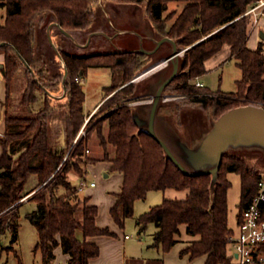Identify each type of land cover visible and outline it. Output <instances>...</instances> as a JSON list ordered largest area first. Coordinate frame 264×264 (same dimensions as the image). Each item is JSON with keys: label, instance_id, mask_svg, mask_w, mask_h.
Segmentation results:
<instances>
[{"label": "trees", "instance_id": "obj_1", "mask_svg": "<svg viewBox=\"0 0 264 264\" xmlns=\"http://www.w3.org/2000/svg\"><path fill=\"white\" fill-rule=\"evenodd\" d=\"M255 1L146 0V12L156 35L187 46L176 75L164 89L185 94L186 102L198 104L202 109L211 108L216 117L239 105L264 107L263 42L255 48L246 43L250 14L245 12ZM93 2L0 0L3 10L0 53L6 83L2 102L5 130L0 134V234L9 231L11 241L17 239L20 201L33 192L28 200L35 207L26 217L37 231L36 249L41 250L45 261L57 244L62 245L71 264H88L98 255V245L87 237L114 233L108 227L96 225L98 208L89 203V196L71 202V197L79 191L66 178L68 170L84 173L83 165L97 160L86 151L93 132L103 148L101 159L110 163L111 170L122 174L120 189L114 193L116 199L110 208V215L120 227L133 215L135 200L145 198L148 191L187 190L185 197L163 198L140 214L139 231L154 224L152 245L167 251L177 242L184 227L188 245L181 254H189L190 258L204 255V264H235L227 244L233 229L228 225L227 192L231 182L227 174L236 172L240 177L237 218L255 194L262 174L245 158L226 152L215 180L210 173L186 174L179 169L147 128L136 122L135 111L128 104L129 98L140 92V85L132 79L151 55L141 49L78 55L53 47L58 58L56 65L48 63L46 68L40 62L33 43L36 17L49 12L53 21L66 31L85 28L93 15ZM170 2L183 4L167 11ZM224 43L229 44L241 70L236 89L222 92L195 85L193 78L206 72L204 61ZM60 60L63 67L57 66ZM20 64L24 68L21 74L24 88L18 98H13L12 84L18 79ZM89 67L110 69L111 82L103 87L101 100L86 122L89 125L85 134L77 138L85 117L90 114L84 110L85 93L79 79ZM65 69L67 75L63 79ZM56 111L62 113V118L52 124L50 119ZM60 187L67 191L59 194Z\"/></svg>", "mask_w": 264, "mask_h": 264}, {"label": "rangeland", "instance_id": "obj_2", "mask_svg": "<svg viewBox=\"0 0 264 264\" xmlns=\"http://www.w3.org/2000/svg\"><path fill=\"white\" fill-rule=\"evenodd\" d=\"M145 1L136 3L118 0H94L91 6L93 15L89 24L85 28L67 30L68 34H64L54 24L51 13L43 12L35 19V38L33 41L35 49H37V53L41 58L40 62H43L46 68H48V63L56 65L58 58L54 56L53 46L56 47V50H65L78 55L117 50L155 49L157 41H153L152 37L157 32L146 12ZM182 4L183 2H170L168 3L167 11L180 7ZM0 13H3V10H0ZM261 18H264V16ZM248 19L250 27L255 22L251 14ZM155 38L158 40L159 36L156 35ZM176 48L180 50L175 57L177 58L179 69L180 61L187 46L176 44ZM172 50L173 44L163 43L159 45L150 54L151 57L143 69L136 74V76L141 75L135 81L136 84L140 85V92L131 96L128 104L135 111V114L144 118V122L141 123L143 127L147 126L151 100L156 91V86L172 71V60L164 61L172 53ZM43 64H39V66ZM58 65L63 67V61L60 60ZM208 66L210 67L208 71L199 76L205 87L210 90L220 91H231L236 88L235 79L239 77V67L235 64L234 58L227 60L223 64H217L216 66L208 64ZM23 69V65H18V74H16L18 79L12 84L13 98L14 96L18 98L23 91L24 84L21 75ZM79 79L83 84L85 93L84 110L88 111L101 99L103 87L110 84L111 72L107 67H89ZM185 100V94L177 93L171 89H163L157 110L158 113H156L154 119V129L157 135L168 144L173 153L178 158H182L184 164L192 169L189 162L182 157L180 142L190 147H195L218 116L216 117L213 114L211 108L202 109L198 104H191ZM61 116L62 113L56 111L50 121L52 124L59 123ZM90 116L88 114L85 117L83 124ZM88 125L89 123L84 126L82 130L84 133H80V137L85 134ZM81 128L82 126L79 131ZM87 146L90 148V152L87 154L97 158L96 163L90 162V166L87 165L85 173L70 169L67 171L66 178L76 188L78 181H81L83 175H86V184L91 179L97 184L96 187L92 188L93 190L100 189L103 190V193L115 196L114 193L120 187L118 190H116L117 188L112 189V187L117 184L116 176L118 173L109 169L106 160L101 159L103 148L93 132L88 139ZM225 152L245 158L250 166L264 175V147L260 143L229 144ZM68 153L67 151L65 157L68 156ZM94 168L96 172L93 171ZM109 172H111L109 176L105 177V173ZM227 177L231 182L227 192L228 224L234 228L240 201L241 183L240 177L236 172H229ZM105 182L107 183L106 185L104 184ZM86 190L87 188L84 191L76 192L71 197V202L74 203L76 200L88 196ZM66 191L64 187H60L57 190L59 194H63ZM186 192L187 190L174 188L148 191L145 198L135 200L133 215L125 221V233L133 235L135 238L140 236L141 238L149 237L147 239H150L149 230L153 227L152 224H148L147 229L143 233L140 232L136 223L138 216L151 206L159 204L163 198H182L185 197ZM102 203L103 199L100 196L98 202L100 208ZM34 207L35 203L31 200L19 204L17 216L18 234L15 241H11L9 231L0 234V264H17L18 261H21V264H42V252L39 248L36 249L38 241L37 231L26 217V213ZM183 228L181 227V232L184 231ZM153 234H151L152 239ZM61 248L63 250L62 245Z\"/></svg>", "mask_w": 264, "mask_h": 264}, {"label": "crops", "instance_id": "obj_3", "mask_svg": "<svg viewBox=\"0 0 264 264\" xmlns=\"http://www.w3.org/2000/svg\"><path fill=\"white\" fill-rule=\"evenodd\" d=\"M261 17H263V15H260L257 21L253 25H251L248 29V37L246 43L250 48H255L258 45V43L263 42V49H264V18ZM155 37L156 34L154 33L152 37L153 41H158L160 39L159 38L157 40ZM163 43L172 45L171 41L168 40L162 41L159 45ZM159 45L156 47V49L159 47ZM156 49L143 50V51L148 54H151ZM232 59L233 57L231 55L230 46L229 44L224 43L219 51H217L215 54H213L211 57L207 58L204 61V66L206 71H208V69L210 68L208 64H210V66H216L217 64H223L224 62H227V60H232ZM2 62H3V54L0 53V134H2L5 130V111L2 102L6 94V83L3 78ZM140 76L141 75L134 77L132 81L135 82L137 79L140 78ZM199 76L195 77L194 82L198 80L199 82L202 83V85L199 86H204L203 82L199 79ZM240 76H241V70L239 68V77L235 79V82L237 79L240 78ZM231 91H222V92H231ZM100 100L94 105L92 109L88 110L90 111V115L96 109ZM156 113L158 112L156 111ZM87 121H85L84 124H86ZM1 151H2V147L0 145V154ZM89 152H90V148L88 147L87 153ZM106 162L109 165V169H110V163L108 161ZM87 165L90 166V162H87L83 165L84 173L85 170L87 169ZM93 171L96 172L95 168L93 169ZM110 173L111 172L105 173V177L109 176ZM117 173H118L116 176L117 187L116 186L112 187V189L117 188L116 190H118L122 182L121 172L117 171ZM81 181L84 182L86 181V175H83ZM81 181H78V184ZM92 181L94 182V185L90 186L89 182ZM104 184L106 185L107 183L105 182ZM96 185L97 184L95 183V181L91 179L88 181V183L84 188V190L87 188L86 190L88 193L87 195L88 196L90 195L89 203L95 204L98 208V212L95 217L96 225L99 227H108L114 233V235L98 234L87 237L88 241L96 243L99 247L98 255L91 258L88 264H204L205 262L204 255L190 258L189 254L180 253V251L188 245V236L184 231L180 233L177 242L174 243V245L167 251L162 250L161 247L159 246L152 245L153 239L151 237V234H153L156 230L155 225L152 223L151 224L153 227L149 230L150 239H147L149 237L141 238L140 236L139 238H135L133 237V235H128L127 233H125L124 231L125 222L123 227H120L110 215V208L114 204L116 197L108 193H103V190L100 189L93 190L92 188L96 187ZM32 194L33 192L29 193L23 200L20 201V203L30 201L28 199L32 196ZM100 196L103 199V203L101 206L102 210L100 208V205L98 204ZM144 231H142V233ZM51 251H52V256L49 258L48 261H45L42 256V264H71L68 261V254L63 252L62 250L61 244H57L53 246ZM17 264H21V261H18Z\"/></svg>", "mask_w": 264, "mask_h": 264}, {"label": "water", "instance_id": "obj_4", "mask_svg": "<svg viewBox=\"0 0 264 264\" xmlns=\"http://www.w3.org/2000/svg\"><path fill=\"white\" fill-rule=\"evenodd\" d=\"M54 24L58 26L64 34H68L58 23L54 22ZM165 40L171 41L173 50L170 56L165 58L164 61L169 59L172 60L173 68L169 76L159 84L153 95L146 128L150 135L161 144L167 156L180 170L186 174L210 173L213 180H215L222 155L229 144L236 145L239 143L249 144L251 142H258L264 147V107L258 104H245L230 108L216 118L211 128L205 133L195 147H190L179 141L182 157L189 162L192 169L187 167L182 161V158H178V156L173 153L168 144L157 135L154 129V119L158 103L161 99L162 90L178 71V61L175 57L179 54L180 50L176 48L175 41L167 36L161 37L157 41V46ZM53 47L56 48L55 46ZM23 61L26 66H28L24 59ZM66 75L67 70L65 69L63 79H65ZM134 119L139 125L144 122V118H141L138 114L134 115Z\"/></svg>", "mask_w": 264, "mask_h": 264}, {"label": "built area", "instance_id": "obj_5", "mask_svg": "<svg viewBox=\"0 0 264 264\" xmlns=\"http://www.w3.org/2000/svg\"><path fill=\"white\" fill-rule=\"evenodd\" d=\"M263 6L264 0H256L245 13L251 14L256 22L260 15L264 16ZM195 84L202 85L198 80ZM84 126L85 124L77 138L80 133H84ZM89 185H94V182H89ZM85 186L86 183L81 181L76 188L83 191ZM227 244L235 264H264V175L257 181L255 194L240 212L236 226L227 237Z\"/></svg>", "mask_w": 264, "mask_h": 264}]
</instances>
